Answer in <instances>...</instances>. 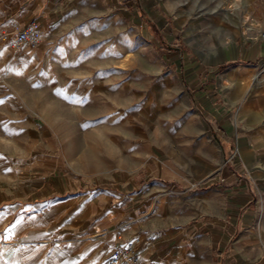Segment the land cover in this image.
I'll use <instances>...</instances> for the list:
<instances>
[{
	"label": "crops",
	"instance_id": "obj_1",
	"mask_svg": "<svg viewBox=\"0 0 264 264\" xmlns=\"http://www.w3.org/2000/svg\"><path fill=\"white\" fill-rule=\"evenodd\" d=\"M32 1L24 19L37 21L44 39L62 4ZM21 5L0 0V21ZM256 37L242 41L231 58L224 51L220 63H233L217 80L191 58L167 55L172 74L182 76L178 88L194 106L183 114L187 131L171 135L167 146H147L138 179L117 189H95L63 173L66 155L56 148L23 158L0 154V264H105L131 240H139L143 264H222L214 249L225 252L238 230L254 228V199L264 200V42ZM16 53L3 46L0 61L18 71ZM28 53L24 60L33 63L39 51ZM5 87L0 109L18 122L31 105ZM237 249L244 264L260 258L264 243Z\"/></svg>",
	"mask_w": 264,
	"mask_h": 264
},
{
	"label": "rangeland",
	"instance_id": "obj_2",
	"mask_svg": "<svg viewBox=\"0 0 264 264\" xmlns=\"http://www.w3.org/2000/svg\"><path fill=\"white\" fill-rule=\"evenodd\" d=\"M20 1L18 14L0 21V51L12 45L21 67L0 61V88L31 107L18 122L0 109V154L23 158L56 148L66 155L62 172L95 189L138 179L147 146H167L171 135L187 131L183 114L194 106L178 88L182 76L172 74L168 54L191 58L217 80L233 63H220L224 51L231 58L255 35L264 42V0H59L58 18L44 28L46 42L39 23L24 19L33 1ZM234 2L240 8L229 11L233 17L217 12ZM31 24L38 44L17 49L18 33ZM28 51H39L33 63L24 60ZM253 205L259 214L254 228L238 230L225 252L214 249L222 264H239V244L264 243V200L255 197ZM243 263L264 264V251Z\"/></svg>",
	"mask_w": 264,
	"mask_h": 264
},
{
	"label": "built area",
	"instance_id": "obj_3",
	"mask_svg": "<svg viewBox=\"0 0 264 264\" xmlns=\"http://www.w3.org/2000/svg\"><path fill=\"white\" fill-rule=\"evenodd\" d=\"M264 40V32L261 34ZM39 42V31L35 25H29L18 33L17 49H21L25 45L35 46ZM139 240H131L120 243L108 261V264H143L138 253Z\"/></svg>",
	"mask_w": 264,
	"mask_h": 264
},
{
	"label": "bare ground",
	"instance_id": "obj_4",
	"mask_svg": "<svg viewBox=\"0 0 264 264\" xmlns=\"http://www.w3.org/2000/svg\"><path fill=\"white\" fill-rule=\"evenodd\" d=\"M231 6H232V5H231ZM248 6L251 7V4L248 3ZM235 8L239 9L240 6H237V7H236V6H232V7H230V8H224V9H220V10L218 9V11H217V10H216V11H217V12H226V14H222V15H225V16H224L225 18H230V17H233V16L230 15V12H229V11H230L231 9H235ZM237 9H235V10H237ZM233 13H234V12H233ZM247 13H248V12H247ZM234 15H235V13H234ZM242 15H243V14H242ZM235 16H236V15H235ZM242 17H243V16H242ZM250 18H251V17H250ZM244 20L247 21V18H244ZM241 21H242V20H241ZM246 25H247V24H246ZM188 28H189V27H188ZM249 30H251V29H249ZM191 31H192V30H191ZM247 32H248V31H247ZM245 82H246V81H245Z\"/></svg>",
	"mask_w": 264,
	"mask_h": 264
},
{
	"label": "snow or ice",
	"instance_id": "obj_5",
	"mask_svg": "<svg viewBox=\"0 0 264 264\" xmlns=\"http://www.w3.org/2000/svg\"><path fill=\"white\" fill-rule=\"evenodd\" d=\"M0 103H2V101H0ZM0 239H4V237H0Z\"/></svg>",
	"mask_w": 264,
	"mask_h": 264
}]
</instances>
